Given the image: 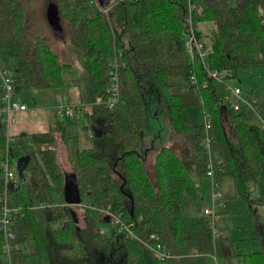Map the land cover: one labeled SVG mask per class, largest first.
Wrapping results in <instances>:
<instances>
[{
	"label": "trees",
	"instance_id": "1",
	"mask_svg": "<svg viewBox=\"0 0 264 264\" xmlns=\"http://www.w3.org/2000/svg\"><path fill=\"white\" fill-rule=\"evenodd\" d=\"M50 3L58 6L61 36L48 22ZM190 17L204 45L199 26L211 24L205 63L186 46ZM0 58L12 62L14 94L67 87L63 73L72 69L83 90L71 121L56 118L47 133L10 139L0 118V208L6 191L18 210L10 214L9 254L0 231V264H95L93 256L103 257L101 264H264V88L239 109L230 88L239 71L264 69V0H112L105 8L99 0H0ZM115 61L120 100L110 108L96 101L109 95ZM212 71L228 74L220 80ZM198 105L202 124L187 114ZM152 117L169 128L160 146L146 140ZM79 129L90 131L88 146ZM61 146L80 205L64 199L70 173L60 163ZM7 156L17 184L6 188ZM26 157L22 181L15 161ZM210 166L223 202L244 199L255 208L260 250L239 254L231 231L204 214L201 187ZM108 210L129 231L103 232L97 220L114 222ZM157 244L172 257L160 260Z\"/></svg>",
	"mask_w": 264,
	"mask_h": 264
},
{
	"label": "rangeland",
	"instance_id": "2",
	"mask_svg": "<svg viewBox=\"0 0 264 264\" xmlns=\"http://www.w3.org/2000/svg\"><path fill=\"white\" fill-rule=\"evenodd\" d=\"M203 31L204 38L203 41L205 42L207 51L210 49V40L207 37V33L210 31L211 24L202 23L199 26ZM71 60L73 63H77L75 61V56H71ZM0 68L5 72V76H11L12 72V62L10 60H4L0 58ZM231 88H240L242 91V95L245 98L251 96L253 91L258 89L264 88V69L255 68V69H243L239 71L238 78L233 79L230 81ZM0 92L2 93V98L0 99L1 102H5L4 99V89L2 85V76L0 74ZM12 98L20 100H25L29 103V107L34 106H43L45 104L46 98L50 96H56V92L52 91L51 95L45 94H27L21 93L19 94H12ZM39 95V96H36ZM59 105V104H58ZM187 114L193 120V122L199 124L204 123L206 120V116L204 113V108L202 105L191 107L187 110ZM68 122L71 121V117L69 115H62ZM259 121V120H258ZM260 122V121H259ZM168 126L160 120V118L152 117L150 119L149 128L146 131V140L149 141H156L157 145H161L162 142H166L168 137ZM74 132V129H72ZM90 133V131H89ZM89 133L87 130L79 129V134L82 140V145L88 146L86 138H89ZM91 141V139H89ZM89 142V141H88ZM60 163L67 172L71 173L72 168L68 163L66 151L62 148L60 149ZM156 152H153L149 156V164L154 161ZM16 169V168H15ZM153 171V169L151 170ZM210 179L205 178L203 181V186L201 187L202 193L205 195V204H211V191H212V184H210ZM210 192V193H209ZM4 194V193H3ZM3 196V195H2ZM80 219V226L85 227V219L83 215V210L79 207L75 208ZM255 208H251L248 202L244 199L238 200H226L224 201L223 206H217L216 208V223L219 228H227L231 231L233 239L236 242L237 252L240 254H245L251 251H257L261 249L260 242L257 237V233L254 227V212ZM256 212V211H255ZM257 213V212H256ZM212 223L214 222V218H211ZM98 227L105 233L111 234L113 229H117L120 231L119 227L115 222L104 223L101 220H97ZM101 256H93V262L95 264H101L102 261ZM112 264H123L121 259L115 260ZM198 264H202V260L198 259ZM215 264H240L235 258L229 259H216Z\"/></svg>",
	"mask_w": 264,
	"mask_h": 264
},
{
	"label": "built area",
	"instance_id": "3",
	"mask_svg": "<svg viewBox=\"0 0 264 264\" xmlns=\"http://www.w3.org/2000/svg\"><path fill=\"white\" fill-rule=\"evenodd\" d=\"M190 11H192V7L190 6ZM189 27H188V32H187V39H186V46L188 49V52L190 53L191 57L193 59H197L202 61L203 63H205L206 60V56L208 55V51L205 48L204 43L197 38L196 35V30L193 24V20L192 17L189 18ZM118 62H114L112 63V66L114 67V71L112 72V75L114 76V82L111 84V87L109 89V95L106 98L100 97L97 99L96 104H103L106 105L110 108L114 107L120 100V88H119V80H118ZM0 74L2 76V85H3V89H4V99H5V107L4 110L6 112H8V114L10 115L8 122L9 121H13V119L11 118L12 113H14L15 111H24L27 109L26 105H22L19 103H15L12 101V94H13V89H12V83H13V79L12 76H5V72L0 68ZM227 72L224 71L222 73L216 72V71H212L210 72V75L212 77H214L215 79H222L225 76H227ZM194 79V77H193ZM231 88V87H230ZM232 91V97H231V102L233 104V107L235 109H239L240 105L242 103L244 104H249L247 98L243 97L242 95V91L240 88L236 87V88H231ZM82 105V102L75 104V105H68L66 103L60 102L59 105L57 106V112L60 115H69V117H74L75 116V109H80ZM263 127H264V120L262 121ZM206 127L207 129L210 127V125L208 124V122H206ZM205 147L210 149V143L208 141V139H206V144ZM3 174H4V180H5V187L7 188L8 184L10 182H13L15 185L17 184V177H16V173L10 163V158L9 156L6 157L4 163H3ZM208 177L211 180V184H212V193H211V204H206L205 208H204V214L207 217H211L214 218V222L216 221V208L217 206H223L224 202L221 198V194L220 192L217 190V184L213 179V169L210 166V169L208 171ZM7 195H6V191L4 193V197H3V203L1 205L0 208V222L2 224V226L0 227V231H3L5 234V237L7 239V244H6V250L9 254L10 252V248H9V239H13L14 235L13 233L10 231L9 228V224H10V214L11 213H15L18 210L16 209H12L11 207H9L8 203H7ZM107 215H112L113 214L108 210L106 211ZM114 218V222L117 224V226L119 227V229L121 230H128L129 231V225L126 224L125 222H123L119 216H113ZM152 250L154 251V253L156 254V256L160 259V260H165L168 259L170 257H172L171 253L165 249L162 248V246L160 244L157 245H153L152 246Z\"/></svg>",
	"mask_w": 264,
	"mask_h": 264
},
{
	"label": "crops",
	"instance_id": "4",
	"mask_svg": "<svg viewBox=\"0 0 264 264\" xmlns=\"http://www.w3.org/2000/svg\"><path fill=\"white\" fill-rule=\"evenodd\" d=\"M64 79L71 84L67 87L58 89L46 90V91H29L25 93L29 94H45L51 95L52 91L56 92V96L47 97L42 104L43 106L29 107V103L25 100H18L12 98V101L19 104H24L27 109L24 111H15L12 113L11 118L13 121L8 119L10 115L4 110V107L0 109V118L4 124V128L7 137L10 139L15 138L17 135L22 133L27 134H43L49 132L51 126L54 125L56 118H63L62 115L58 114L57 106L60 102L68 105H75L81 102L83 97V90L81 84L78 83L79 72L77 69L66 70L63 73ZM2 96V93L0 92ZM20 95V94H19ZM39 96V95H36ZM3 97V96H2ZM65 116V115H64ZM84 121V115L81 113L78 115V122ZM211 184V181H210ZM210 193V192H209ZM212 193V191H211Z\"/></svg>",
	"mask_w": 264,
	"mask_h": 264
},
{
	"label": "water",
	"instance_id": "5",
	"mask_svg": "<svg viewBox=\"0 0 264 264\" xmlns=\"http://www.w3.org/2000/svg\"><path fill=\"white\" fill-rule=\"evenodd\" d=\"M112 0H99V4L102 8L110 6ZM47 19L50 26L53 28L54 33L57 36H61L63 34V27L60 23L59 9L55 3H50L47 8ZM26 158H19L15 161L16 169L18 172V176L25 181V167ZM64 199L67 205L74 206L80 205L82 203V197L80 194L77 176L74 173H70L66 176V183L64 186Z\"/></svg>",
	"mask_w": 264,
	"mask_h": 264
}]
</instances>
